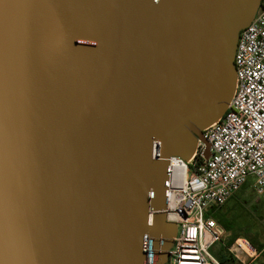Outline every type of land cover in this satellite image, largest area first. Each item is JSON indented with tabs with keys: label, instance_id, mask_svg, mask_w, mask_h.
<instances>
[{
	"label": "water",
	"instance_id": "water-1",
	"mask_svg": "<svg viewBox=\"0 0 264 264\" xmlns=\"http://www.w3.org/2000/svg\"><path fill=\"white\" fill-rule=\"evenodd\" d=\"M259 1L0 0V264L166 262Z\"/></svg>",
	"mask_w": 264,
	"mask_h": 264
},
{
	"label": "built area",
	"instance_id": "built-area-1",
	"mask_svg": "<svg viewBox=\"0 0 264 264\" xmlns=\"http://www.w3.org/2000/svg\"><path fill=\"white\" fill-rule=\"evenodd\" d=\"M233 63L235 87L227 108L202 130L209 156H202L205 146L198 140L188 160L169 159L164 214L176 232L164 264H224L210 251L217 242L227 257L258 264L259 251L248 240L236 238L226 246L231 231L210 212L249 179L257 194L264 193V0L238 34Z\"/></svg>",
	"mask_w": 264,
	"mask_h": 264
},
{
	"label": "rangeland",
	"instance_id": "rangeland-1",
	"mask_svg": "<svg viewBox=\"0 0 264 264\" xmlns=\"http://www.w3.org/2000/svg\"><path fill=\"white\" fill-rule=\"evenodd\" d=\"M251 183L252 180L249 179L228 202L217 208L216 214L222 220L231 223V233L239 234L237 239H246L244 237L249 236L262 245L263 252L260 253L256 262L264 264V193L257 194L251 187ZM217 223L221 227L218 221ZM210 251L216 257L221 252L227 256L226 248L220 242L215 243ZM227 258L224 264H249L250 261L245 257L242 258L244 262L231 256Z\"/></svg>",
	"mask_w": 264,
	"mask_h": 264
},
{
	"label": "trees",
	"instance_id": "trees-1",
	"mask_svg": "<svg viewBox=\"0 0 264 264\" xmlns=\"http://www.w3.org/2000/svg\"><path fill=\"white\" fill-rule=\"evenodd\" d=\"M245 186V185H244ZM243 186V187H244ZM242 187V188H243ZM241 188V189H242ZM216 210H217V208L216 209H213L212 210V212H210V215L216 220V221H218L219 222V224L221 225V227L224 229V230H232V226H231V223H229V222H227V221H224V220H222L221 219V217L220 216H217V214H216ZM239 237V234H237V233H231V235H230V237L228 238V240H227V246L228 245H230L236 238H238ZM244 238H246L248 241H249V243L256 249V250H258V251H260L261 249H262V245L260 244V243H258L255 239H253V238H251V237H249V236H246V237H244ZM217 257L219 258V260L221 261V262H223V263H225L226 262V259H228L227 258V256H225L224 254H223V252H221V253H219L218 255H217Z\"/></svg>",
	"mask_w": 264,
	"mask_h": 264
},
{
	"label": "crops",
	"instance_id": "crops-1",
	"mask_svg": "<svg viewBox=\"0 0 264 264\" xmlns=\"http://www.w3.org/2000/svg\"><path fill=\"white\" fill-rule=\"evenodd\" d=\"M263 252V249H261L260 251H259V255H260V253H262Z\"/></svg>",
	"mask_w": 264,
	"mask_h": 264
},
{
	"label": "bare ground",
	"instance_id": "bare-ground-1",
	"mask_svg": "<svg viewBox=\"0 0 264 264\" xmlns=\"http://www.w3.org/2000/svg\"><path fill=\"white\" fill-rule=\"evenodd\" d=\"M173 162H174V164L176 163V161L175 160H173ZM243 242V241H242ZM246 244V243H245ZM247 245V244H246Z\"/></svg>",
	"mask_w": 264,
	"mask_h": 264
}]
</instances>
